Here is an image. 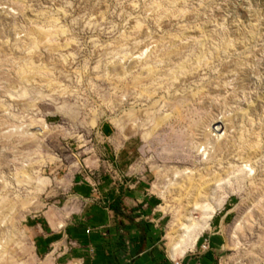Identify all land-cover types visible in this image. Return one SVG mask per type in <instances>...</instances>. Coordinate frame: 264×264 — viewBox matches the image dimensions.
<instances>
[{
  "label": "rangeland",
  "instance_id": "obj_1",
  "mask_svg": "<svg viewBox=\"0 0 264 264\" xmlns=\"http://www.w3.org/2000/svg\"><path fill=\"white\" fill-rule=\"evenodd\" d=\"M105 126L123 190L161 182L163 251L173 225L197 242L191 211L210 206L202 237L262 263L264 0H0V264H57L25 221L111 171Z\"/></svg>",
  "mask_w": 264,
  "mask_h": 264
},
{
  "label": "crops",
  "instance_id": "obj_2",
  "mask_svg": "<svg viewBox=\"0 0 264 264\" xmlns=\"http://www.w3.org/2000/svg\"><path fill=\"white\" fill-rule=\"evenodd\" d=\"M100 135L110 146L111 171L78 175L71 183L73 201L69 207L26 219L24 227L37 256L57 264H238L233 257L222 258L227 253L226 239L219 232L214 230L202 237L210 230L214 216L210 206L198 205L201 220L196 223L199 238L194 247L184 245L185 252L169 248L167 233L166 252L163 251L161 242L165 240L159 226L165 216L157 211L159 200L163 203L160 180L153 184L151 195L142 183L137 184L140 187H135V192L133 188L124 191L116 173L122 141L114 137L110 126H105ZM86 165L87 162L81 163L72 169L78 171ZM117 206L115 214L110 207ZM121 221L124 228L118 229ZM131 221L143 222L145 226L130 227Z\"/></svg>",
  "mask_w": 264,
  "mask_h": 264
},
{
  "label": "bare ground",
  "instance_id": "obj_3",
  "mask_svg": "<svg viewBox=\"0 0 264 264\" xmlns=\"http://www.w3.org/2000/svg\"><path fill=\"white\" fill-rule=\"evenodd\" d=\"M216 126V125H215ZM220 129V128H219ZM218 129V130H219ZM218 138V137H217ZM247 168V167H246ZM38 182V185L39 186H44V184L46 183V182H49V180L48 179H43L42 181L41 180H39V181H37ZM192 213H191V218H193V216L195 215V214H197V209L195 210V209H192V211H191ZM195 220L194 219H192V220H190V224L191 225H193V226H196L195 225ZM174 227V225L171 227V230H170V232H169V234H168V237H169V241H170V245H169V248L170 247H173L174 248V250L175 251H182V252H184L185 251V248H184V245H185V243H184V241L183 240H179L175 235V230L176 229H174L173 228ZM176 228V227H175ZM178 229V228H177ZM178 232L180 233V235H184V232H186L185 231V229L183 228V226H181L180 225V229L178 230ZM197 232H198V230H197ZM196 245V242H194L193 244H192V246L194 247ZM175 263H177V262H175Z\"/></svg>",
  "mask_w": 264,
  "mask_h": 264
},
{
  "label": "trees",
  "instance_id": "obj_4",
  "mask_svg": "<svg viewBox=\"0 0 264 264\" xmlns=\"http://www.w3.org/2000/svg\"><path fill=\"white\" fill-rule=\"evenodd\" d=\"M111 211H113L115 214L118 213V206L117 207H110ZM129 226L130 227H135V228H138V227H143L145 226L143 222L141 223H138V224H134L132 221L129 223ZM118 229H123L124 228V224L121 222L118 223L117 225ZM141 240V239H140ZM119 242H122L121 240H119Z\"/></svg>",
  "mask_w": 264,
  "mask_h": 264
},
{
  "label": "built area",
  "instance_id": "obj_5",
  "mask_svg": "<svg viewBox=\"0 0 264 264\" xmlns=\"http://www.w3.org/2000/svg\"><path fill=\"white\" fill-rule=\"evenodd\" d=\"M201 249L204 251V250L206 249V246L203 245V246L201 247Z\"/></svg>",
  "mask_w": 264,
  "mask_h": 264
}]
</instances>
